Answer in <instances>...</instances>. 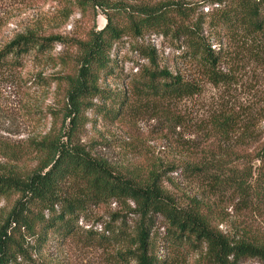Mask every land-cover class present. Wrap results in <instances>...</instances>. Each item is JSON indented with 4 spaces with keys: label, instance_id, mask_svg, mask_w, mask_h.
I'll list each match as a JSON object with an SVG mask.
<instances>
[{
    "label": "trees",
    "instance_id": "obj_1",
    "mask_svg": "<svg viewBox=\"0 0 264 264\" xmlns=\"http://www.w3.org/2000/svg\"><path fill=\"white\" fill-rule=\"evenodd\" d=\"M90 1L93 8L107 11L106 24L79 42L74 70L64 78L63 121L69 119L68 130L60 128L51 139L36 144L37 153L45 157L39 168L24 176L0 172V198L16 197L0 224V264H35L28 241L41 247L49 232L70 235L90 207L110 202L124 204L138 219L136 233L129 237L121 232L119 237L125 247L121 257L128 256L133 264H163L151 255L152 231L158 219L164 222L165 238L188 254H198V264H239L244 259L264 263V138L247 122L241 121L237 139L243 145L250 142L248 148L234 151L227 146L218 149V154L216 148H207L194 163L180 167L187 181L202 186L200 199L191 198L183 205L166 191L159 175L152 172L146 178H128L90 156L76 141L85 114L98 108L92 101L112 102L115 107L109 115L114 119L119 107H127L125 93L112 97L99 86L101 76L111 69L110 53L116 43L145 36L169 39L181 57L196 63L207 82L216 86L225 76L217 71L221 55L220 50L214 51L213 43L224 31L223 37L237 48L250 44L253 54L262 51L264 0H202L203 6H213L206 14H196L197 9L179 1L117 6ZM51 43L49 39L19 37L0 51V67L32 52L43 54ZM137 49L148 66L134 78L136 99L173 103L199 93L196 85L179 74L160 68L150 48ZM232 126L231 120L225 121L218 128L219 135L229 137ZM211 131L214 133V127ZM227 202L233 203V216L241 218L231 233L218 230Z\"/></svg>",
    "mask_w": 264,
    "mask_h": 264
},
{
    "label": "rangeland",
    "instance_id": "obj_2",
    "mask_svg": "<svg viewBox=\"0 0 264 264\" xmlns=\"http://www.w3.org/2000/svg\"><path fill=\"white\" fill-rule=\"evenodd\" d=\"M165 1L190 4L196 14L213 9L203 6L202 0H103L108 6ZM105 14L107 11L93 8L90 0H0V51L23 36L52 40L51 49L43 54L32 52L1 64L0 172L24 176L39 168L45 157L37 153L36 144L51 139L60 128L68 130L69 119L63 121L64 78L74 70L79 42L104 28ZM223 35L220 31L212 47L220 50L217 71L225 76L216 86L207 82L196 63L182 58L169 39L145 36L116 43L110 53L111 69L101 76L99 86L112 97L125 93L127 107H119L114 119L109 115L115 107L112 102L92 101L98 108L85 114L76 141L90 156L128 178H146L152 172L159 175L163 187L180 205L191 198L199 200L202 186L187 181L181 166L194 163L207 148H216L217 154L227 146L234 151L246 149L250 142L243 145L237 139L242 122L264 138V40L262 51L253 54L250 44L239 49ZM138 46L150 48L160 68L179 74L196 85L199 93L173 103L136 99L134 78L148 66ZM228 119L233 122V133L222 137L218 128ZM15 200V196L0 198V224ZM127 206L132 208L130 203ZM232 206L227 202L222 207L221 232L231 233L241 220L233 216ZM137 223V217L122 203L90 207L70 235L49 232L41 247L28 241L29 255L35 264H133L128 256L121 257L125 247L119 237L121 232L131 237ZM165 232L164 222L158 219L152 231L151 255L159 263L198 264V254L175 247ZM239 264L264 263L244 259Z\"/></svg>",
    "mask_w": 264,
    "mask_h": 264
},
{
    "label": "water",
    "instance_id": "obj_3",
    "mask_svg": "<svg viewBox=\"0 0 264 264\" xmlns=\"http://www.w3.org/2000/svg\"><path fill=\"white\" fill-rule=\"evenodd\" d=\"M254 166H256V164H254Z\"/></svg>",
    "mask_w": 264,
    "mask_h": 264
}]
</instances>
